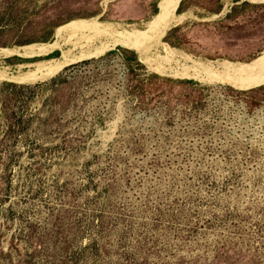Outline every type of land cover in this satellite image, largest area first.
Wrapping results in <instances>:
<instances>
[{"label": "rangeland", "instance_id": "374dc122", "mask_svg": "<svg viewBox=\"0 0 264 264\" xmlns=\"http://www.w3.org/2000/svg\"><path fill=\"white\" fill-rule=\"evenodd\" d=\"M0 264H264V0H0Z\"/></svg>", "mask_w": 264, "mask_h": 264}]
</instances>
